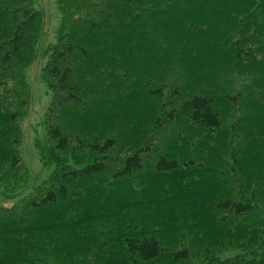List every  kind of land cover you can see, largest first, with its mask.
Here are the masks:
<instances>
[{
    "label": "trees",
    "instance_id": "trees-1",
    "mask_svg": "<svg viewBox=\"0 0 264 264\" xmlns=\"http://www.w3.org/2000/svg\"><path fill=\"white\" fill-rule=\"evenodd\" d=\"M55 3L37 142L54 169L0 206V264H184L228 249L244 252L231 264H264L258 0ZM43 26L33 0H0V184L15 188Z\"/></svg>",
    "mask_w": 264,
    "mask_h": 264
},
{
    "label": "rangeland",
    "instance_id": "rangeland-1",
    "mask_svg": "<svg viewBox=\"0 0 264 264\" xmlns=\"http://www.w3.org/2000/svg\"><path fill=\"white\" fill-rule=\"evenodd\" d=\"M262 16L259 15L257 21L264 25V0H258ZM33 6L44 15V26L41 40L38 43L37 57L25 69V81L29 89V100L26 106L24 116L21 118L19 125L22 137L17 146L18 154L21 159L24 173L22 178L24 182L15 188L14 183L9 185L0 184V206L10 207L20 198L33 193L35 188L39 187L46 181L53 172V166H44L39 159V149L37 142H44L46 139V113L50 103L51 94L44 80L42 68L45 65L46 57L42 52L48 45L55 41V31L60 20V13L56 6L55 0H33ZM262 32V31H261ZM243 251L228 249L226 251H217L216 261L206 259V256L188 257L184 264H210L223 262L222 264H231L236 255H243Z\"/></svg>",
    "mask_w": 264,
    "mask_h": 264
}]
</instances>
